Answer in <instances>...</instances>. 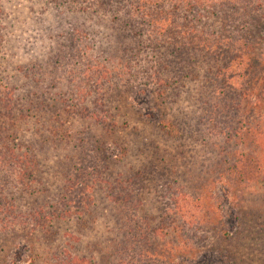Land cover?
Wrapping results in <instances>:
<instances>
[{
	"label": "trees",
	"instance_id": "16d2710c",
	"mask_svg": "<svg viewBox=\"0 0 264 264\" xmlns=\"http://www.w3.org/2000/svg\"><path fill=\"white\" fill-rule=\"evenodd\" d=\"M3 1L0 264L20 243L22 264H170L167 229L264 264V0ZM141 81L158 121L131 104Z\"/></svg>",
	"mask_w": 264,
	"mask_h": 264
},
{
	"label": "rangeland",
	"instance_id": "374dc122",
	"mask_svg": "<svg viewBox=\"0 0 264 264\" xmlns=\"http://www.w3.org/2000/svg\"><path fill=\"white\" fill-rule=\"evenodd\" d=\"M3 4H5V8L8 12L10 11H16L17 13H22V7L18 6L17 2H13V0L10 1H3ZM11 19V18H10ZM22 18H20L21 20ZM8 28L9 37L8 39H15L18 43L14 42L13 45H19V43L22 44V22H16V21H10ZM14 40V41H15ZM10 47V46H9ZM18 47V46H17ZM16 47V48H17ZM13 48L14 50L16 49ZM20 49H22V46L20 45ZM12 51V48L10 47V52ZM9 60L12 62L9 63L8 68L12 67L15 68V65L22 64V51L18 53H15L13 56H9ZM139 62H134V64ZM142 69V67H140ZM140 68L137 70L139 71ZM136 86V92L131 97V104H133V107L138 110L140 113H143L144 117L148 116L152 121H158L159 115L155 109V105L152 99V96L150 95L148 86H145L144 81H141L140 85ZM135 105V106H134ZM184 106H188L189 104L184 103ZM173 113L175 116H178L180 118H184V114L181 113L182 107L179 104H176L172 108ZM145 119V118H144ZM140 127L143 126V124H138ZM140 141V139H139ZM115 150L111 151V155H115ZM167 154V153H166ZM181 162L177 164H172L169 166V169H180ZM166 178L173 177L170 173V170L165 172ZM149 189V188H148ZM216 190V191H215ZM215 195L219 199V208L220 213L222 216V219L224 221V224L226 226L227 232L234 233L238 229V223H237V215H236V205L237 201L233 198L231 193L227 191L226 186L223 182L218 183L217 188L215 189ZM146 190L139 191L141 194L140 197L144 198L146 196ZM148 197L155 198L153 194H149ZM164 237L167 241H169L168 249L171 250V261L170 264H236L231 262L223 252H218L216 249L211 250L208 246H204V241H202L200 235L196 234H190L189 232H186L184 230H172L167 229L164 231ZM211 240V236H208ZM249 242H247L246 245H248ZM254 244H260L259 242L252 241V245ZM243 250V253L235 254V258L237 260L238 257H240L242 260H238L239 262H248L246 259V254L250 253L244 249L243 247H240ZM27 256V249L26 246L23 243L18 244V246L14 249L11 260L15 261V263L22 264L23 261L26 259ZM237 261V262H238ZM155 264H165V260H158Z\"/></svg>",
	"mask_w": 264,
	"mask_h": 264
}]
</instances>
